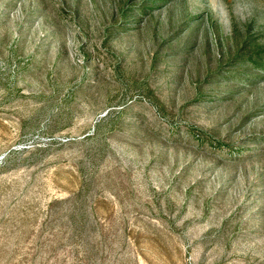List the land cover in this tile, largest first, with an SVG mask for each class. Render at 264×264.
I'll list each match as a JSON object with an SVG mask.
<instances>
[{
	"label": "rangeland",
	"instance_id": "374dc122",
	"mask_svg": "<svg viewBox=\"0 0 264 264\" xmlns=\"http://www.w3.org/2000/svg\"><path fill=\"white\" fill-rule=\"evenodd\" d=\"M0 0V264H264V0Z\"/></svg>",
	"mask_w": 264,
	"mask_h": 264
},
{
	"label": "clouds",
	"instance_id": "9594fccd",
	"mask_svg": "<svg viewBox=\"0 0 264 264\" xmlns=\"http://www.w3.org/2000/svg\"><path fill=\"white\" fill-rule=\"evenodd\" d=\"M207 6L226 35L234 26L247 24L257 7L256 0H208Z\"/></svg>",
	"mask_w": 264,
	"mask_h": 264
}]
</instances>
